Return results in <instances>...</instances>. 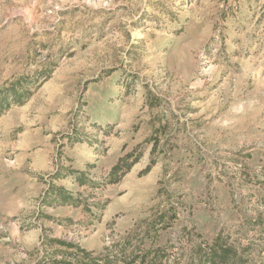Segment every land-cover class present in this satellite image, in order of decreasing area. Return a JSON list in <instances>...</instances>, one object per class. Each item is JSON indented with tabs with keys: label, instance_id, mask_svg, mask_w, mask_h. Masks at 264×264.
I'll use <instances>...</instances> for the list:
<instances>
[{
	"label": "rangeland",
	"instance_id": "obj_1",
	"mask_svg": "<svg viewBox=\"0 0 264 264\" xmlns=\"http://www.w3.org/2000/svg\"><path fill=\"white\" fill-rule=\"evenodd\" d=\"M0 103V264L104 253L157 208L180 264L221 234L264 264V0H0Z\"/></svg>",
	"mask_w": 264,
	"mask_h": 264
},
{
	"label": "trees",
	"instance_id": "obj_2",
	"mask_svg": "<svg viewBox=\"0 0 264 264\" xmlns=\"http://www.w3.org/2000/svg\"><path fill=\"white\" fill-rule=\"evenodd\" d=\"M13 98L18 104L23 102L21 95L15 91ZM1 104L0 106H2ZM155 146L154 142L152 152ZM130 158L131 155H127L120 159L112 169L110 175L102 178L104 181L102 183L103 186L106 184H116L120 181L138 161V157H134L129 161ZM154 164L155 161L152 160L142 174H146ZM75 181L78 185H85L90 189L96 187L98 184L95 181L86 180L82 173L75 178ZM80 197L81 194L74 197L63 187L50 186L45 193L44 202L54 198V202L58 205L78 206L82 204V200L79 199ZM175 216L170 214L169 210L160 212L157 208L149 218L138 222L128 232L127 236L105 247L104 250L106 252L104 253L88 252L77 243L46 236L40 243L42 253L32 264H180L183 255L171 257L169 256L170 247H156L159 232L171 226V222ZM43 217L48 220L51 219L46 215ZM258 223H264L261 216L251 220L252 226ZM135 239L139 240L137 246L133 245V240ZM235 242L236 239L222 236V234L209 243L201 241L200 247L189 256V264H248L249 259L247 256L251 254L250 251L253 244L240 249L236 246ZM147 244H149V247L143 248Z\"/></svg>",
	"mask_w": 264,
	"mask_h": 264
},
{
	"label": "crops",
	"instance_id": "obj_3",
	"mask_svg": "<svg viewBox=\"0 0 264 264\" xmlns=\"http://www.w3.org/2000/svg\"><path fill=\"white\" fill-rule=\"evenodd\" d=\"M97 150V149H96ZM96 150L95 151H93L92 153L94 154V156H95V158H97V155H99V153L98 152H96ZM64 170H66V169H64ZM83 174V173H82ZM84 175V174H83ZM85 176V175H84ZM76 184V183H75ZM78 187H84L85 185H77ZM86 187V186H85ZM64 188V187H63ZM64 189H66V188H64ZM67 190V189H66ZM68 191V190H67ZM68 192H70V191H68ZM70 194L71 195H73L74 197H76V195H80L81 194V192H79V191H77L75 194H72L71 192H70ZM54 198H52V199H49L48 201H51V202H53V203H55L54 202V200H53ZM81 204H79L78 206L76 205V206H72V205H58V204H56L55 203V205L54 206H68V207H73V208H77V207H79ZM53 220V219H52Z\"/></svg>",
	"mask_w": 264,
	"mask_h": 264
}]
</instances>
